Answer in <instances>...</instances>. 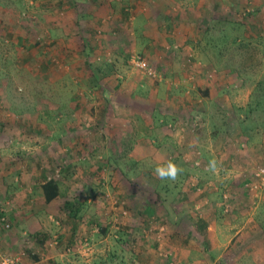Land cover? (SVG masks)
<instances>
[{
    "label": "crops",
    "instance_id": "0c3cea01",
    "mask_svg": "<svg viewBox=\"0 0 264 264\" xmlns=\"http://www.w3.org/2000/svg\"><path fill=\"white\" fill-rule=\"evenodd\" d=\"M55 1L57 4L48 8L42 6L44 0L36 4L35 21L27 19L21 28L15 11H11L8 21L0 19L6 29L0 27V31L8 36L9 49L20 45L16 54L27 61L24 68L20 66L23 71H48L57 85L62 63L75 70L72 74L80 69L89 71L82 81L92 82L103 94L102 99L110 101L109 108L103 106L102 115L95 116L103 123L98 131L101 154L97 159L114 169V174L106 177L110 192H106L107 203L103 213L98 211L105 222L100 229L105 237L98 233L99 242L107 248L103 261L111 263V233H117V250L126 257L129 248L123 238L139 229L134 227L139 224L135 222L130 227L114 223L119 218L107 207L114 197L127 199L132 218L138 222L149 215L154 199H159V206H164L159 211L169 224L166 233L174 230L180 234L179 244L172 235H166L159 256L152 250L150 238L141 248V239L132 234L137 264H264V189L251 192L244 188L252 171L264 166V90L254 95L245 81H221L215 74L226 61L222 55L264 54V0H230L234 11L242 1L253 8L255 13L245 20L221 15L220 8L225 7L222 0H132V7L126 6L125 0H73L64 12V1ZM0 10L8 11V1L0 5ZM226 30L230 43L221 48L228 42V38L225 42L220 38ZM218 40L220 43H216ZM254 41L260 43L259 49L243 44ZM45 44L51 47L44 48ZM238 44L240 48L247 46L248 51L238 50ZM136 53L161 77L152 79L139 73L130 62ZM9 56L13 55L8 52V60ZM261 61L264 63V55ZM11 65L8 63V67ZM101 65L105 71L95 79ZM0 102L10 103L9 95H2ZM1 114L0 109V205L8 211L12 228L0 227V255L19 254L22 264H40L46 251V259L51 257V264H58L66 255L47 246L52 219L61 218L63 209L66 211L59 201L60 185L57 198L47 203L41 188L44 181L40 182L35 169L31 177L24 175L18 181L17 164L26 163L33 148L27 142L26 128H15L12 133H25V137L17 141L20 147L8 149L9 128L1 122ZM33 151L37 161L41 160L39 150ZM212 160L217 162V171L208 168ZM37 161L27 163L34 165ZM169 161L183 170L175 181L155 175L156 167ZM144 165L152 169L150 181L157 182L151 193L140 189V167ZM178 181L179 189L175 187ZM161 182L166 187L156 190ZM84 196L83 205L76 206V213L84 211L83 222L69 226L73 230L71 238L58 236L61 243L72 244L75 239V248L79 236L92 240L98 232L87 228L93 207L88 191ZM5 199L8 202L4 203ZM152 218L154 223L156 217ZM86 239V249L78 251L80 258L69 255L66 262L91 264L94 250ZM26 248L34 256L32 260L23 256L22 249ZM65 250L70 252L68 247Z\"/></svg>",
    "mask_w": 264,
    "mask_h": 264
},
{
    "label": "rangeland",
    "instance_id": "374dc122",
    "mask_svg": "<svg viewBox=\"0 0 264 264\" xmlns=\"http://www.w3.org/2000/svg\"><path fill=\"white\" fill-rule=\"evenodd\" d=\"M7 1L8 11L0 10L2 13V15H0V19L6 18L8 21L9 18H12V12L15 11L14 14L16 15V20L18 21L17 25L19 28H21V23H26L27 19L33 22L35 21V5L39 4V2L42 3L43 0H0V5L7 3ZM61 1H64L63 5H61L63 9L65 6L69 7V4H71L70 1L72 2L73 0ZM58 3L61 2L58 0ZM124 3L128 7L133 6L132 0H125ZM229 3L230 0H222V6L225 5V7L220 8L219 13L221 15L226 13L227 15L235 17L236 19L245 20L250 15L255 13H253V10L251 11L252 7H250L249 4L244 5V1H242L241 6L237 7L236 11L233 10L234 8ZM48 4L50 6H48ZM56 4L57 1L53 3V0H44L42 6L48 8ZM16 5L19 8V12L17 13ZM27 5L29 7V12L26 11ZM45 7L44 9H46ZM62 11L64 12V9ZM3 25L4 24L0 23L2 31H6ZM241 30L242 29L239 28V31ZM244 32L242 31V36L244 35ZM229 35L230 33L226 30V32L220 36L224 42L225 39L228 38V42L225 44L222 43L221 48L223 45L229 46L227 44L230 43ZM243 37L245 38V36ZM216 43H220V41L218 40ZM243 44L248 46L240 48L238 44V50L242 51L243 53L248 51V49H253L252 47H255V45L256 48L259 49L260 45L258 41H254L252 43L245 42ZM16 46L18 47L9 49L8 36L6 38V34L0 31V97L2 95H7L8 97L9 95L10 100V103L6 102L8 105L0 102V109L3 112V115L1 114L3 117L1 122L8 124V149H14L15 146L20 147V145L17 144V141H19L20 137H25V133L19 135L12 133L11 129L26 128L27 139L31 141H27L29 146L33 149L39 150V152L42 154V159L37 161L36 151L30 149V152H28L30 154L28 161L34 159L37 162L34 165L27 163L28 161L26 163L21 162L17 164L19 170L16 171V177L18 181H21L20 179L24 175L30 176L32 174L31 170L35 169L38 175L37 178H39L40 182H45L48 179H55L60 185L62 197L59 199V201L66 208V211L63 209V213L60 215L62 219L56 217L55 219H52V225L48 230V235L51 237V239L48 240L50 243L48 244L50 246H47V249L49 250H55L56 253L66 255L63 256L62 260H60L58 264H69L66 262L69 255H72L74 259H79L80 255L82 254H80L78 251L82 252L86 249V242L84 240L87 237L84 235L79 236L80 239L76 241L78 244L77 248L74 247L75 239L72 244H68L67 242L61 243L62 241H59L58 236H66L71 238L72 229L70 230L69 226H71L73 223L81 224L83 222L84 211L76 213V208L78 207L79 203L80 205H83V201L85 200L84 192L86 194L88 191V196L91 195L92 199L91 206L93 207V213L91 224L90 226L88 224L87 228L90 231L98 230V232H95L97 233V236H93L92 240L86 239L87 243H89L88 246H91V250H94L91 264H106L103 259L107 255V248L99 242L101 241L99 234H102L100 229H102V225H105V222L101 221V215L98 213V211L103 213L102 208L107 203V201L105 202L106 192L109 191L106 188V177L110 173L114 174V169L113 167H108L105 164H102L101 161L97 159V157H99L101 154V149L99 148L101 136L98 134V131L102 128L103 123L100 120V117L95 116L102 115L101 113L104 110L103 106L109 108L110 101L106 103L102 99L103 94L100 93L99 89H94L92 82L89 80V83L82 81V77L86 75L85 72L89 71L80 69L78 70V73L72 74L73 72L71 73V70L73 71L74 69H70V66L67 64L62 63L61 65L59 63L62 69L63 67H68L67 70L61 69L58 71L61 72L59 73L61 76L59 79V85L51 81L53 80V77L48 71L41 72L42 69L39 68V71L34 70V68L28 72L23 71L20 68H24L27 65V61L26 59L24 60L23 56H18L16 54L20 45ZM46 47H51V45L45 44L44 48ZM29 50L30 49H27V51ZM8 52L13 55L9 56V60ZM263 55L264 54L260 52L256 54L248 52L246 54H238V56L237 54L222 55L226 61L221 65L222 67L220 69L215 70V74L220 77L221 81H245L246 84L244 85L252 88L254 95H256L257 93H261L262 90H264V86L262 85V83H264V63L261 61ZM231 56L232 60H230ZM8 63H11L12 65L8 67ZM99 67L101 69L96 71L97 74H95V71H92V73L95 74L96 79L97 76L100 77V74L105 71V68L102 65ZM126 75H128V71ZM37 78L42 79L43 81H37ZM141 81H146V79ZM24 98L27 99V101H24ZM111 107L115 108L113 102ZM109 127L112 128L111 125H109ZM53 130H55V132H53ZM58 130L60 131L56 133ZM10 139L12 142H10ZM42 146L43 149L40 150ZM22 147L25 146L22 145ZM20 151L24 150L20 149ZM13 158L14 157H12V159ZM23 160L24 158L21 161ZM3 166V168H5V165ZM10 166L11 165L8 164V170L11 168ZM12 168L14 169L15 166ZM140 168L141 172L143 173V179H140L142 182L140 183V189L146 193H148V191L151 193L156 185L155 183H157L156 181H150L148 174L151 173L152 169L148 165H144ZM43 177H45V180ZM165 184V182H161L160 186L156 188V190L162 191L163 187H166ZM180 184L181 181H178L177 186L175 187L179 189ZM244 191L246 192L245 189ZM6 199L4 203L8 202ZM172 200L168 201V203H171ZM149 201L151 202L152 200L149 199ZM159 201L160 200L157 198L154 199V201L151 203L153 209L151 208L152 210L147 212L149 214L148 216L139 218V222L138 220H135V218H132L133 211L131 206L127 205V199L123 201L121 198L118 199L113 197V199H111L110 205L109 203L107 204V207L111 208L107 209L111 213H115V215L118 216L117 218H119L118 220L114 221L116 225L119 224L125 225V227H130V223L135 222L139 224L138 227H134L139 228L138 231H140V233L138 231H136V233H128V236L126 235V237L123 238V240L127 241L129 248V251L127 252L129 256L126 257L122 256V251H119V254L117 250V248L119 249V247L116 246L117 242L115 236L117 233H111L112 235H110V244L114 246L109 248L110 256L112 254L110 264L138 263V257L135 254L137 248H133V245L131 244V240L133 242L135 241L131 236L132 234H134L136 238L141 239V246H139L141 248L143 245H145L144 241L147 243L148 241L146 240L150 238L153 241V244L151 243L153 246L152 250L158 256L163 254V242L167 238L166 235H172V237H174L179 244L180 234H178L177 231L168 230V234L166 233L165 227L166 225L169 226V224L168 222H165L166 220L162 216V212L159 211L164 207L159 206ZM122 202L124 204H122ZM0 206V208L3 209L4 206ZM5 210L3 209L0 211L4 213L3 216L6 218V223L9 225V227L7 229L1 222L0 227L4 230H11L12 224L10 221V216L8 211ZM118 212H120V214ZM1 217L2 213H0V218ZM152 217H156L155 219L157 222L155 221L154 223H151L154 221V218ZM121 222H125L126 224H121ZM91 235L92 233L90 236ZM102 235L105 237L104 234ZM67 247L69 248L70 252L65 250ZM27 250L28 248H26V250L22 249L24 253L23 256L25 255L29 258V260H32L31 257L34 256L31 255L30 252L28 253ZM5 256H8V253L2 252L0 255V261ZM45 256H47L46 251L44 257L42 258L43 262L40 264H51V257L50 259H46L47 257ZM80 264H83V262Z\"/></svg>",
    "mask_w": 264,
    "mask_h": 264
},
{
    "label": "built area",
    "instance_id": "2783aa9c",
    "mask_svg": "<svg viewBox=\"0 0 264 264\" xmlns=\"http://www.w3.org/2000/svg\"><path fill=\"white\" fill-rule=\"evenodd\" d=\"M130 62L137 71L146 75L147 77L152 79L161 77L160 74L154 68H152L147 60L141 55L137 54L132 56ZM244 188L251 192H256L258 189H264V166L257 167L254 169V171H252L249 179L244 184ZM6 221V218L2 215L0 222L8 229L9 225L6 223ZM21 259V255L5 256L1 259L0 264H4L5 260L11 261V264H21Z\"/></svg>",
    "mask_w": 264,
    "mask_h": 264
},
{
    "label": "clouds",
    "instance_id": "9594fccd",
    "mask_svg": "<svg viewBox=\"0 0 264 264\" xmlns=\"http://www.w3.org/2000/svg\"><path fill=\"white\" fill-rule=\"evenodd\" d=\"M209 170L217 171V162L212 160L208 165ZM183 170L175 163L169 161L166 165L158 166L155 169V175L161 180L175 181ZM4 264H11V261L5 260Z\"/></svg>",
    "mask_w": 264,
    "mask_h": 264
},
{
    "label": "trees",
    "instance_id": "16d2710c",
    "mask_svg": "<svg viewBox=\"0 0 264 264\" xmlns=\"http://www.w3.org/2000/svg\"><path fill=\"white\" fill-rule=\"evenodd\" d=\"M98 78V77H97ZM96 79V78H95ZM99 79V78H98ZM59 184L55 179H49L44 182L42 185V190L45 196V201L47 203L51 202L53 199L57 198L59 194ZM76 229V228H75Z\"/></svg>",
    "mask_w": 264,
    "mask_h": 264
}]
</instances>
